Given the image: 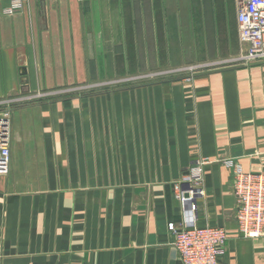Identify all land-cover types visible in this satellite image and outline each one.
<instances>
[{
  "label": "crops",
  "instance_id": "crops-1",
  "mask_svg": "<svg viewBox=\"0 0 264 264\" xmlns=\"http://www.w3.org/2000/svg\"><path fill=\"white\" fill-rule=\"evenodd\" d=\"M244 0H0V99L14 104L0 175L2 264H182L169 224L226 229L225 264H264L236 219L233 170L264 172V61L59 93L238 54ZM195 216L175 185L195 159Z\"/></svg>",
  "mask_w": 264,
  "mask_h": 264
},
{
  "label": "built area",
  "instance_id": "built-area-1",
  "mask_svg": "<svg viewBox=\"0 0 264 264\" xmlns=\"http://www.w3.org/2000/svg\"><path fill=\"white\" fill-rule=\"evenodd\" d=\"M26 0H11L5 13L22 9ZM239 38L242 45L234 56L204 62L205 71L247 65L264 61V0H244L238 9ZM23 99H0V175H6L11 167L12 124L15 103ZM207 158L195 159L189 173L175 185L176 198L184 212L195 216L196 199L205 195L204 165ZM224 164L234 173L233 193L237 201L236 219L239 231L247 238L264 236V172L244 169L235 159H225ZM174 235V246L182 264H225L221 260L228 239L225 228L206 225L199 227L194 222L177 226L169 224ZM0 247V264L3 261Z\"/></svg>",
  "mask_w": 264,
  "mask_h": 264
},
{
  "label": "rangeland",
  "instance_id": "rangeland-1",
  "mask_svg": "<svg viewBox=\"0 0 264 264\" xmlns=\"http://www.w3.org/2000/svg\"><path fill=\"white\" fill-rule=\"evenodd\" d=\"M220 59V58H217ZM215 60V59H213ZM212 61V60H210ZM209 62V61H206ZM204 63V62H203ZM177 66V67H165L162 69L151 70L143 72L141 75L135 77H126L120 80L107 81V82H85V83H70L65 84L62 87L55 88V91L59 93H72L79 91H96L108 88L126 87L137 84H143L148 82L157 81L165 76H171L173 78H180L186 75H191L200 71H205V68L200 67L201 64Z\"/></svg>",
  "mask_w": 264,
  "mask_h": 264
}]
</instances>
